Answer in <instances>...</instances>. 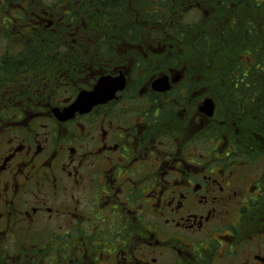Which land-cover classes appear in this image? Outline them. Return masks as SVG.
I'll return each instance as SVG.
<instances>
[{"label":"flooded vegetation","instance_id":"obj_1","mask_svg":"<svg viewBox=\"0 0 264 264\" xmlns=\"http://www.w3.org/2000/svg\"><path fill=\"white\" fill-rule=\"evenodd\" d=\"M79 1L122 2L123 18L163 9ZM234 1L171 0V15L228 19ZM67 3L0 0V264H264L258 74L249 91L224 79L221 93L200 91L207 81L163 28L145 27L139 43L100 42L82 16L68 28ZM105 77L124 88L56 118ZM162 78L169 89L154 90Z\"/></svg>","mask_w":264,"mask_h":264},{"label":"trees","instance_id":"obj_2","mask_svg":"<svg viewBox=\"0 0 264 264\" xmlns=\"http://www.w3.org/2000/svg\"><path fill=\"white\" fill-rule=\"evenodd\" d=\"M233 3L235 6L226 11L229 18H220L212 27L208 19L203 17L190 22L188 19L195 15L193 12L171 15L175 5L171 0H163L160 13L144 19L117 16L116 13H120L126 5L122 2L68 0L67 25L68 28H76L80 25L82 16L83 25L89 28V33L95 30L94 38L99 37L100 42L104 43H117L124 39L130 43H139L142 41L141 35H149L145 34L149 33L144 30L146 26L147 30L153 26L163 28L159 37L167 34L170 35L171 42L188 43L193 56L205 65L209 64L210 56L217 48L226 52L228 59L222 60L217 67V74L220 80L224 79L229 84L228 91L252 90L251 83H247L250 82L251 75L256 73L259 85L255 90L261 91L264 89V31L256 35L252 28L256 26V22L264 27V21L259 22L256 18L257 14L264 18V0H235ZM153 4L145 3L147 8ZM126 28H130V31L126 32ZM89 36V41H97L92 34ZM68 41L71 40L68 38ZM235 76L243 80L240 88L234 86L239 83Z\"/></svg>","mask_w":264,"mask_h":264},{"label":"water","instance_id":"obj_3","mask_svg":"<svg viewBox=\"0 0 264 264\" xmlns=\"http://www.w3.org/2000/svg\"><path fill=\"white\" fill-rule=\"evenodd\" d=\"M123 88L124 85L120 78H102L98 81L93 91L80 93L68 109L63 111L62 114L59 113V111H56L55 116L60 121H66L73 117L76 112L84 113L89 111L94 105L105 103L110 100L117 91H121ZM153 89L156 91H167L169 89V86L167 85V78L155 81ZM203 109L210 110L212 113L213 105L207 101L204 103Z\"/></svg>","mask_w":264,"mask_h":264},{"label":"rangeland","instance_id":"obj_4","mask_svg":"<svg viewBox=\"0 0 264 264\" xmlns=\"http://www.w3.org/2000/svg\"><path fill=\"white\" fill-rule=\"evenodd\" d=\"M219 14H220V12H219V10H217V11H214V14H212V16H210L209 18L205 17V16H203V18H207L210 26L212 25V27H214V24H216L218 21H220ZM256 18L258 19L259 22H261L262 20L264 21V18L262 16H259L258 14H257ZM198 19H200V18H197L195 15H191L188 20L190 22H195ZM147 27L148 26H146V28ZM260 27H261V25H260ZM182 44H183V46H185L186 51L184 52V48H183V51H181V49L178 50L180 58L182 60L186 61V63H185L186 65L192 66L193 74L195 76L196 81H200L201 85L204 83V81H207L206 85L204 87L199 88L200 91H201V89L202 90H209V91H211L212 94L213 93H219L220 91H223L220 88L221 80L217 74V67L222 63V60L228 59L227 53L222 52L221 49L219 50V48H217L216 51L213 54H211L209 64L205 65V64L201 63L197 58H195V56H193V54L189 50V44L188 43L183 42ZM218 99L219 98H217L216 100L218 101ZM179 132H180V130H179Z\"/></svg>","mask_w":264,"mask_h":264}]
</instances>
